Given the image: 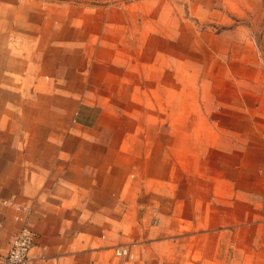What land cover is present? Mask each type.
<instances>
[{
  "label": "crops",
  "instance_id": "1",
  "mask_svg": "<svg viewBox=\"0 0 264 264\" xmlns=\"http://www.w3.org/2000/svg\"><path fill=\"white\" fill-rule=\"evenodd\" d=\"M59 2L0 0V258L29 228L30 264H264L263 110L219 123L201 155L191 143L183 180L160 144L71 123L83 89L65 53L84 16Z\"/></svg>",
  "mask_w": 264,
  "mask_h": 264
},
{
  "label": "rangeland",
  "instance_id": "2",
  "mask_svg": "<svg viewBox=\"0 0 264 264\" xmlns=\"http://www.w3.org/2000/svg\"><path fill=\"white\" fill-rule=\"evenodd\" d=\"M59 1L84 16L76 28L84 42L65 53L83 89L71 123L102 119L121 139L160 144L162 162L183 180L191 143L201 155L219 123L264 112V0ZM15 86L13 94L42 89Z\"/></svg>",
  "mask_w": 264,
  "mask_h": 264
},
{
  "label": "built area",
  "instance_id": "3",
  "mask_svg": "<svg viewBox=\"0 0 264 264\" xmlns=\"http://www.w3.org/2000/svg\"><path fill=\"white\" fill-rule=\"evenodd\" d=\"M35 234L29 228H24L17 233L12 242L7 255L0 258V264H30V253L34 246ZM118 256L128 255L127 249H118Z\"/></svg>",
  "mask_w": 264,
  "mask_h": 264
}]
</instances>
